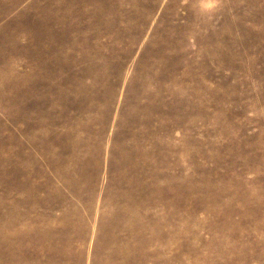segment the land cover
<instances>
[{
    "label": "rangeland",
    "instance_id": "374dc122",
    "mask_svg": "<svg viewBox=\"0 0 264 264\" xmlns=\"http://www.w3.org/2000/svg\"><path fill=\"white\" fill-rule=\"evenodd\" d=\"M39 9L0 19V262L120 264L133 211L169 234L139 264H264V0Z\"/></svg>",
    "mask_w": 264,
    "mask_h": 264
},
{
    "label": "bare ground",
    "instance_id": "6f19581e",
    "mask_svg": "<svg viewBox=\"0 0 264 264\" xmlns=\"http://www.w3.org/2000/svg\"><path fill=\"white\" fill-rule=\"evenodd\" d=\"M19 1L21 2V0H14L13 4L7 5V8L5 7V9L3 10V12L0 14V19L3 18V17H5L6 15H8L15 7H18V5L20 4ZM95 1H98V2L100 1L101 2L103 0H95ZM46 2H47V5H48V9H41V10L39 9L38 10V16L33 19V21L31 22V24L29 26L30 30L39 29V32H37V37L38 38H40L44 34V31L45 30H49V29L51 30L52 33H55L57 31H59L60 34H67L68 33V30L65 27L59 29L57 27V23L58 22H65L66 19L68 18V16L65 15L63 12H60L59 10H54L52 12L51 8L53 7V4L56 2V0H46ZM114 7H116V5H114ZM9 27L10 26H8V28ZM24 30H26V29H24ZM22 32L25 35L28 34L26 31H22ZM174 186H176V185H174ZM166 187H168V190H169V193H170V191H171L170 189H172V188H170L167 185H166ZM166 187L164 188V190L165 189L167 190ZM182 190L183 189H181V191ZM172 193H170V194H172ZM163 194H164V197L165 196L170 197L171 199H173V201L176 203L177 206H180L178 197L173 196L175 194H173V195H170V194L168 195V194H165V193H163ZM213 200L216 201V202L217 201L219 202V200H217V199H213ZM203 203L204 202H202L200 200L198 201V204H200V205H203ZM208 208H209L210 211L211 210L214 211L213 207L209 206ZM227 211H229V210L226 209V213H227ZM223 214L224 213H222V215ZM231 214H232V212L229 213L230 216H231ZM179 215L180 214H178V216ZM189 215H190V213H189ZM194 217H195V215H194ZM222 217L228 218V216L226 214H224ZM179 218H177V219L179 220ZM195 219L196 218H194V220ZM139 220H140V215L137 212L130 211L129 214L126 213L124 215V222H130V224H128V226L125 227V228H121L115 236H113L111 239L107 240V243L108 244H114L115 247H116L115 251L110 256V258H112V259H119L120 264H139L140 261L143 262L144 259L141 258V253H140L141 252V248L144 247L145 245L149 244V243H152V242H155V241H161L162 239L166 238V236H169V234L167 232H164V233L162 232L163 234H161L160 232H158L159 227L162 224L165 223V220L166 219L163 220L160 217L158 218V215L157 216H151L150 215V219L145 220V222H143V221L141 222ZM169 220L171 221V223L175 221L174 219H170V218H169ZM194 220H192V221H194ZM169 225H170V223H169ZM179 226H180V224H179ZM177 227H176V229H177ZM191 229H192V227H191ZM170 230H172V229H170ZM172 231H174V230H172ZM191 231L193 232V230H191ZM173 233H172V235L174 236ZM148 236H150V237H148ZM0 264H8V262H0Z\"/></svg>",
    "mask_w": 264,
    "mask_h": 264
}]
</instances>
